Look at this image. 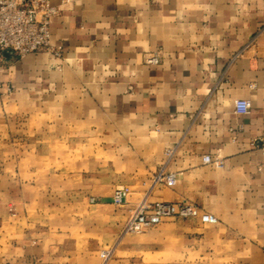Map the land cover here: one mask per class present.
Masks as SVG:
<instances>
[{
    "label": "crops",
    "instance_id": "0c3cea01",
    "mask_svg": "<svg viewBox=\"0 0 264 264\" xmlns=\"http://www.w3.org/2000/svg\"><path fill=\"white\" fill-rule=\"evenodd\" d=\"M52 2V48L0 57V110L89 101L110 121L109 190L43 235L0 243V264H264V0ZM162 168L174 185L152 183ZM143 199L189 201L218 221L126 231Z\"/></svg>",
    "mask_w": 264,
    "mask_h": 264
},
{
    "label": "rangeland",
    "instance_id": "374dc122",
    "mask_svg": "<svg viewBox=\"0 0 264 264\" xmlns=\"http://www.w3.org/2000/svg\"><path fill=\"white\" fill-rule=\"evenodd\" d=\"M46 103L0 110V243L43 235L109 190L110 121L81 96Z\"/></svg>",
    "mask_w": 264,
    "mask_h": 264
},
{
    "label": "built area",
    "instance_id": "2783aa9c",
    "mask_svg": "<svg viewBox=\"0 0 264 264\" xmlns=\"http://www.w3.org/2000/svg\"><path fill=\"white\" fill-rule=\"evenodd\" d=\"M59 11L52 0H0V57L5 52L23 57L32 52L50 50L51 20ZM54 52L58 53L57 50ZM150 63L158 62L157 56L149 57ZM253 108L251 99H235L237 113H249ZM204 160L220 167L224 165L222 158H214L205 154ZM165 182L174 185L176 174L160 169L152 177V183ZM130 192L128 186L118 187L113 194L116 204H123ZM199 217L204 222L215 223L218 218L213 213L189 201L158 200L149 202L143 199L127 221L125 230L141 232L161 223L168 217ZM112 249H103L102 256L106 261Z\"/></svg>",
    "mask_w": 264,
    "mask_h": 264
},
{
    "label": "water",
    "instance_id": "95a60500",
    "mask_svg": "<svg viewBox=\"0 0 264 264\" xmlns=\"http://www.w3.org/2000/svg\"><path fill=\"white\" fill-rule=\"evenodd\" d=\"M5 54H6V55H9V56L11 55V53H10V52H5Z\"/></svg>",
    "mask_w": 264,
    "mask_h": 264
}]
</instances>
